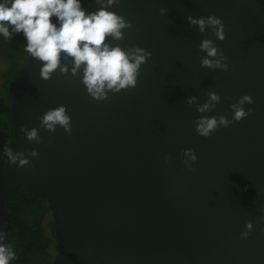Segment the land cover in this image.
<instances>
[{"label": "water", "instance_id": "1", "mask_svg": "<svg viewBox=\"0 0 264 264\" xmlns=\"http://www.w3.org/2000/svg\"><path fill=\"white\" fill-rule=\"evenodd\" d=\"M81 7L122 17L121 37L105 43L141 48L145 60L134 85L97 98L83 83V65L72 72L73 57L62 51L44 77L46 62L29 55L10 83L14 137L0 127V244L10 246L13 227L4 195L22 185L32 200L49 199L59 245L53 264H264V0ZM209 16L220 19L222 39L217 26L201 30L189 19ZM205 39L219 65L201 63ZM244 95L247 114L233 119ZM60 106L67 128L42 123ZM211 117L217 126L198 133L199 119Z\"/></svg>", "mask_w": 264, "mask_h": 264}, {"label": "clouds", "instance_id": "2", "mask_svg": "<svg viewBox=\"0 0 264 264\" xmlns=\"http://www.w3.org/2000/svg\"><path fill=\"white\" fill-rule=\"evenodd\" d=\"M112 2L113 0H108L109 4ZM52 16L56 17L59 26L52 21ZM189 19L191 23L198 24L201 30L206 23L217 26L216 34L219 38H223V25L218 17L209 16L207 20L191 17ZM125 25L126 22L122 17L105 7L86 15L81 7V0H0V36L7 39L13 33L22 31L26 39L25 51L46 62L41 68L44 77H48L58 66L62 51L66 56L73 57L72 72L75 73L83 65V83L88 92L97 98L105 96L106 88L119 90L134 85L137 69L145 60L146 54L141 48H137L135 52H128L118 45L110 46L105 43V37L109 34L119 39L122 35L120 29ZM9 26H12L11 32ZM200 47L208 53V56L201 61L203 65L220 64L219 60L213 61L208 58L217 54V49L210 40H203ZM65 70L66 67H61V71ZM192 99L194 98H189V102ZM210 99L217 100V94L210 93ZM245 101L251 102V96L244 95L238 105H232L233 119L239 120L247 114L240 106ZM208 107L206 103L198 110L203 111ZM68 121L69 117L65 114L64 106L50 110L42 117V123L49 128L54 127L56 123L67 128ZM219 123L227 124L228 121L221 116ZM216 126L215 117L200 118L197 132L208 135ZM27 136L29 139L34 138L36 130L32 129ZM6 151L10 160L16 161V155L10 149ZM191 158L195 159L194 153ZM20 163L23 164L25 161L21 160ZM248 227L250 228L251 224ZM13 256L10 246L0 244V264H8Z\"/></svg>", "mask_w": 264, "mask_h": 264}, {"label": "trees", "instance_id": "3", "mask_svg": "<svg viewBox=\"0 0 264 264\" xmlns=\"http://www.w3.org/2000/svg\"><path fill=\"white\" fill-rule=\"evenodd\" d=\"M9 26V31L11 32ZM23 32L5 39L0 36V62L3 63L0 83V127L12 138L14 121L11 114L10 83L27 62ZM5 208L11 213L13 227L7 240L15 255V264H53L59 251L55 222L47 197L31 199L28 190L19 186L4 195ZM45 222L47 227L45 226Z\"/></svg>", "mask_w": 264, "mask_h": 264}, {"label": "flooded vegetation", "instance_id": "4", "mask_svg": "<svg viewBox=\"0 0 264 264\" xmlns=\"http://www.w3.org/2000/svg\"><path fill=\"white\" fill-rule=\"evenodd\" d=\"M4 225H5V224H2V225H0V226H1V227H4ZM7 234H8V233H7ZM5 239H6V241H8V240H7V235H6ZM15 263H16V259H15V255H14L13 259L11 260V264H15Z\"/></svg>", "mask_w": 264, "mask_h": 264}, {"label": "rangeland", "instance_id": "5", "mask_svg": "<svg viewBox=\"0 0 264 264\" xmlns=\"http://www.w3.org/2000/svg\"><path fill=\"white\" fill-rule=\"evenodd\" d=\"M2 68H3V63L0 62V83H1V70H2ZM45 226L47 227L46 222H45Z\"/></svg>", "mask_w": 264, "mask_h": 264}]
</instances>
